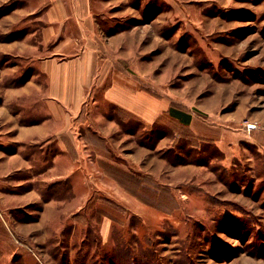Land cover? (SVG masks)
Wrapping results in <instances>:
<instances>
[{"label":"rangeland","instance_id":"rangeland-1","mask_svg":"<svg viewBox=\"0 0 264 264\" xmlns=\"http://www.w3.org/2000/svg\"><path fill=\"white\" fill-rule=\"evenodd\" d=\"M92 2L100 35L125 38L111 55L193 123L101 100L61 141L1 134L0 264H264V0ZM40 4L0 0V104L30 81L11 102L29 122L48 114L46 48L21 43L41 41Z\"/></svg>","mask_w":264,"mask_h":264},{"label":"crops","instance_id":"crops-1","mask_svg":"<svg viewBox=\"0 0 264 264\" xmlns=\"http://www.w3.org/2000/svg\"><path fill=\"white\" fill-rule=\"evenodd\" d=\"M37 1L41 3L43 12L41 41L38 45L26 39L21 43L24 50H30V53H34L41 44L46 48L38 62L40 72L46 79L42 88L47 97L48 114L37 122H29V115L24 116L23 110L11 104L14 98L29 93L30 81L5 87L0 104V136L13 132L14 142L49 141L52 136L61 141L59 135L68 132L67 126L56 130L58 121L68 119L70 113H80L90 102L101 100L116 106L132 118L149 123H155L163 112L169 113L172 107L169 101L143 88L129 76L124 65L111 55L112 50L116 52L120 49V41L123 42L125 38L110 36L104 39L100 35L92 0ZM16 11L26 16L35 12L34 9H15L13 13ZM1 21L6 22L5 18ZM1 49L7 53L10 48L5 46ZM119 54L117 57L126 62L128 54L122 51ZM5 73L7 71L0 65V78ZM99 93L101 99L96 96ZM183 111L190 115L188 125H192V113ZM172 119L180 122L176 118ZM12 156H9V160Z\"/></svg>","mask_w":264,"mask_h":264},{"label":"trees","instance_id":"trees-1","mask_svg":"<svg viewBox=\"0 0 264 264\" xmlns=\"http://www.w3.org/2000/svg\"><path fill=\"white\" fill-rule=\"evenodd\" d=\"M169 114H170V116H171L172 118H176V119H178V120L180 121V123H182V124H186V125H188V124L190 123V120H191L190 115L187 114L186 112H184V111L181 110V109H178V108L172 106V107H170V109H169ZM121 123H122V124H125V122H121ZM127 124H129V122H128ZM129 129H130V128H129ZM129 129H128V130H129ZM132 259L135 260V258H132ZM118 263H119V264H123V263H121L120 261H118Z\"/></svg>","mask_w":264,"mask_h":264},{"label":"built area","instance_id":"built-area-1","mask_svg":"<svg viewBox=\"0 0 264 264\" xmlns=\"http://www.w3.org/2000/svg\"><path fill=\"white\" fill-rule=\"evenodd\" d=\"M244 125H245V127H247L249 130L252 128V127H255V125L254 124H252L251 122H244Z\"/></svg>","mask_w":264,"mask_h":264}]
</instances>
